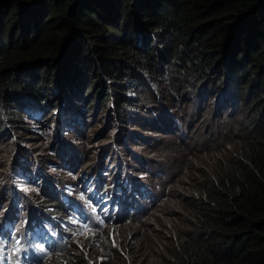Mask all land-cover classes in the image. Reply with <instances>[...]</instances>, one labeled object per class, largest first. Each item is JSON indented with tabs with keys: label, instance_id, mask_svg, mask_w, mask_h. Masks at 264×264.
<instances>
[{
	"label": "clouds",
	"instance_id": "9594fccd",
	"mask_svg": "<svg viewBox=\"0 0 264 264\" xmlns=\"http://www.w3.org/2000/svg\"><path fill=\"white\" fill-rule=\"evenodd\" d=\"M117 1H107V14L122 22ZM47 12L45 0H33L24 13L38 18V29ZM136 22L149 20L137 14ZM10 37L31 40L25 29ZM138 41L151 48L150 38ZM73 46L70 34L62 36L58 56ZM158 58L169 63L166 54ZM229 78L209 77L195 91L190 82L146 77L105 100L106 89L80 96L63 91L62 82L46 98L20 94L19 128L0 130V264H223L181 246L215 218L201 185L211 181L205 163L229 143L247 98L228 91ZM221 205L233 214L232 204ZM227 240L238 256L232 232Z\"/></svg>",
	"mask_w": 264,
	"mask_h": 264
},
{
	"label": "trees",
	"instance_id": "16d2710c",
	"mask_svg": "<svg viewBox=\"0 0 264 264\" xmlns=\"http://www.w3.org/2000/svg\"><path fill=\"white\" fill-rule=\"evenodd\" d=\"M32 1L0 0V130L19 128L20 94L46 98L60 90L61 82L63 91L80 96L106 89L105 100L134 90L146 77L190 82L197 91L198 82L229 74L228 91L236 88L247 96L243 117L227 137L229 143L216 147L205 163L211 181L201 185L210 194L215 218L190 233L181 248L208 253L223 264H264V0H118L116 18L122 22L109 19L108 0H77V5L45 0L48 12L38 29L33 26L38 18L24 13ZM137 14L149 23L138 24ZM117 27L128 30L114 33ZM21 29L30 33V43L10 41ZM66 34L76 46L59 57ZM123 34L131 42H122ZM228 35L232 43L226 45ZM145 38L151 39V48L139 46L138 39ZM161 54L169 56V63L158 58ZM222 201L233 205V214ZM231 232L238 256L226 246Z\"/></svg>",
	"mask_w": 264,
	"mask_h": 264
}]
</instances>
